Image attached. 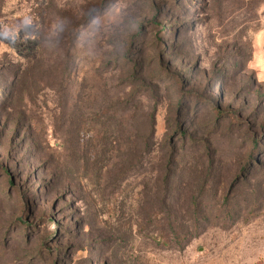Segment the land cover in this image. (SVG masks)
Here are the masks:
<instances>
[{
    "label": "rangeland",
    "instance_id": "1",
    "mask_svg": "<svg viewBox=\"0 0 264 264\" xmlns=\"http://www.w3.org/2000/svg\"><path fill=\"white\" fill-rule=\"evenodd\" d=\"M0 264H264V0H0Z\"/></svg>",
    "mask_w": 264,
    "mask_h": 264
},
{
    "label": "trees",
    "instance_id": "2",
    "mask_svg": "<svg viewBox=\"0 0 264 264\" xmlns=\"http://www.w3.org/2000/svg\"><path fill=\"white\" fill-rule=\"evenodd\" d=\"M214 112H216L217 116H221V112H220V109L218 107H216V110ZM233 117H234V115L230 114V119L235 121V119ZM50 222L52 223V221H50ZM164 243H166V242H164Z\"/></svg>",
    "mask_w": 264,
    "mask_h": 264
}]
</instances>
